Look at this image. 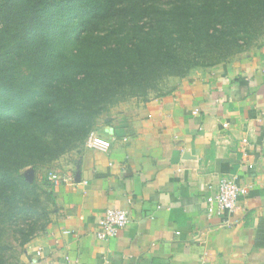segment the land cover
<instances>
[{"label": "crops", "instance_id": "1", "mask_svg": "<svg viewBox=\"0 0 264 264\" xmlns=\"http://www.w3.org/2000/svg\"><path fill=\"white\" fill-rule=\"evenodd\" d=\"M97 135L109 150L84 149L75 183L53 188L56 215L21 264H264V45L120 105ZM224 177L249 190L233 213L216 204ZM111 208L131 222L100 241Z\"/></svg>", "mask_w": 264, "mask_h": 264}, {"label": "trees", "instance_id": "2", "mask_svg": "<svg viewBox=\"0 0 264 264\" xmlns=\"http://www.w3.org/2000/svg\"><path fill=\"white\" fill-rule=\"evenodd\" d=\"M263 37L264 0H0V264H19L50 223L25 167L82 147L118 104L164 96L168 78Z\"/></svg>", "mask_w": 264, "mask_h": 264}, {"label": "rangeland", "instance_id": "3", "mask_svg": "<svg viewBox=\"0 0 264 264\" xmlns=\"http://www.w3.org/2000/svg\"><path fill=\"white\" fill-rule=\"evenodd\" d=\"M263 45H264V37L259 39L254 45H251L250 47H249V44H247V43L242 44L240 47V50H242V49H244V50H242V52H240V53L239 52L235 53V52L239 51V46H231L228 50L225 51L226 55H224V57H222L223 61L221 63L214 65L213 63L216 62V59L213 58L214 60H210L212 58H209V60H207V63L211 65L209 67H194V68L190 69L189 72L187 73V75H185L184 77H170V78H168V80H167L168 91H167L166 95H169L171 92H173L176 89V87L179 85V83L181 81H183L184 79H186L187 77H189L193 71L198 70V69L212 68L214 66L221 65V64H229L233 61H237L240 59H244L246 57H250L251 55L256 53L258 50H260V48ZM222 47H223V44L221 42L213 43L210 51L211 52L219 51L222 49ZM210 61H212V62H210ZM166 95H164V96H166ZM161 97H163V96H161ZM154 98H160V97L152 95L150 97V99L148 98V101H145L143 98H133V99H130L128 101H125V102L118 104L117 106L111 108L110 110H108L106 113H104L103 115H101L98 118L97 123L95 125V129L92 133H95L96 135H97V133H100L104 129L106 122L111 120L114 111L120 105H122V104L124 105V104L130 103L132 101H138V102L142 101V102L146 103V102L151 101ZM87 148L90 149L87 146V140H86L85 144L82 147H80L79 149L73 150L69 153L64 154L63 156H61L56 161L49 164V166H47V167L28 166L22 170V175L29 181H35L41 193H43V192L47 193V194H42L41 200L46 206H48V211L50 214V222L54 218V216L56 215V209H57L56 198L54 197L52 190H53V188H57L62 184H69V183L74 182V179L76 178V176H74L73 169L76 168V166H78L79 160L83 156V151H84V149H87ZM53 175H55L57 177L56 180L50 179ZM48 226L50 227V223ZM48 226H47V229H48ZM47 229L45 230V232L47 231ZM45 232L41 233L40 235L44 234ZM40 235H38V236H40ZM7 237H8V234L6 233L4 236V240L7 239ZM24 254H25V248L21 254L19 264H21V258Z\"/></svg>", "mask_w": 264, "mask_h": 264}, {"label": "built area", "instance_id": "4", "mask_svg": "<svg viewBox=\"0 0 264 264\" xmlns=\"http://www.w3.org/2000/svg\"><path fill=\"white\" fill-rule=\"evenodd\" d=\"M225 127H228V125H225ZM87 146L90 149L107 152L111 142L97 136L95 133H91L87 138ZM50 179L56 180L57 177L53 175ZM217 191L216 204L219 212L233 213L237 209L240 198L246 196L249 190L247 187L239 185L233 178L224 177L219 181ZM130 222L131 220L126 211L116 208L108 209L104 217L98 222L96 237L100 241L115 239ZM40 253L41 249L39 250ZM31 264L35 263L32 262Z\"/></svg>", "mask_w": 264, "mask_h": 264}]
</instances>
